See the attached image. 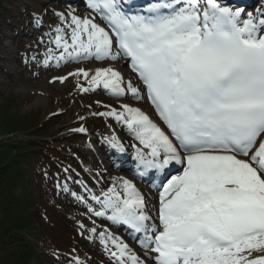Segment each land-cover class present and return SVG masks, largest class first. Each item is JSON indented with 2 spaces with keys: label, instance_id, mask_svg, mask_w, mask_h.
Returning <instances> with one entry per match:
<instances>
[{
  "label": "snow or ice",
  "instance_id": "snow-or-ice-1",
  "mask_svg": "<svg viewBox=\"0 0 264 264\" xmlns=\"http://www.w3.org/2000/svg\"><path fill=\"white\" fill-rule=\"evenodd\" d=\"M86 7L106 27L71 8L56 12L64 24L54 29L60 52L49 48L44 65L127 60L166 126L127 103L94 113L126 125L139 142L132 145L138 166L163 180L158 224L124 178L103 199L93 195L101 210L88 212L144 233L141 247L155 264H264V13L221 0H152L135 12L132 0H86ZM68 76L87 81V88L78 85L83 92L102 87L117 99L143 98L113 64ZM110 142L125 151L115 135ZM99 238L106 250L114 246L115 264H146L110 232Z\"/></svg>",
  "mask_w": 264,
  "mask_h": 264
},
{
  "label": "rangeland",
  "instance_id": "rangeland-1",
  "mask_svg": "<svg viewBox=\"0 0 264 264\" xmlns=\"http://www.w3.org/2000/svg\"><path fill=\"white\" fill-rule=\"evenodd\" d=\"M45 1L50 2L51 0ZM261 1L256 0L254 5H259ZM15 5V0H0V101H10L11 106L15 107L12 110L13 113L18 112L22 116L33 117L37 121L38 126L49 120L48 118L52 114H55L56 117L53 118V121H56L57 124L51 123L52 126L48 127L51 129L55 125L53 130L50 131L51 134H59L61 137L75 135L70 140L75 141L74 145L80 152L79 156L74 160L76 165L74 163L73 165H67V169H62L56 178L52 180L51 192L50 188L45 190L48 186L45 185V191L40 194L44 201H46L44 206L47 207V211L45 212L58 225V227L53 228L54 233L52 236L55 235L57 238H62L66 244H70L71 240L74 241L72 233L74 234L77 231V227L83 238L81 243L85 246V249L82 251L84 257L76 256L70 258L65 255L68 254L67 252H59L60 259L53 254L56 250L51 249V247L49 248L47 245L36 244L34 237L29 239L33 241V245L41 256L42 263L34 261L32 264H76V258L79 259L81 264H115L114 258L110 256V252L115 250L114 246L109 242L106 250L105 245L101 243L99 238V233L105 231L100 226L99 220L101 219L105 222L104 218L106 217H96L88 212V208L92 207L95 210H101V206L92 199V196L95 195L103 199V193L112 187L116 181L112 176L113 173H122L121 163L116 162L115 166H112L108 162V155L102 152V149L104 151L107 149V152L110 149H116L112 146L110 138L115 135L124 145V152L116 149L120 156H124L126 153L130 157H133L135 149L132 145L136 144L139 146V142L134 139L128 127L118 122L114 117L94 115V113L108 112L111 108L120 110L121 104L124 103L133 107H140L143 102H140L139 99L131 98L130 94L128 98H114L102 87L97 88L95 91H81L78 85L87 88L89 87L87 81L83 77L68 76L69 72H74L76 69L81 68V65H75L71 68V63L65 65L64 62H61L63 66L57 67L55 65L56 61L53 59L45 66L44 60L48 55L49 48L53 49L55 55H58L60 52L54 44L56 33L51 36L47 33L46 41L38 43L24 42V46L19 45V42L21 43L22 39H25L20 35L14 40L16 41V47L11 46L12 40L1 39L2 32L7 31V28H4L5 23L12 20L11 13L15 9ZM35 7L38 10L43 9L37 3H35ZM57 9H51L52 15L47 16L49 21H54V29L58 26L64 27V24L55 15L56 12L63 13L64 11ZM98 15L96 14V16ZM16 19L24 26L33 24L31 15L29 16L25 12L22 13L20 11L16 13ZM34 23L38 25V20H35V18ZM33 29L31 26L29 27L31 33L34 32ZM50 41L52 42L50 43ZM34 44L36 48H34ZM3 46L12 48L14 56L21 55L23 67L16 61H12L15 69L13 72L9 70L11 66L13 67L11 63L3 66L1 62V48ZM72 63L80 64L76 62ZM58 75L68 76V78L61 83L59 80L54 79ZM128 80L132 81V78L127 77L125 81ZM80 127H84L86 132L81 133L76 131ZM16 133H20L19 135L23 139L25 137L29 139L32 136L26 132ZM12 134H10V137L13 138ZM1 137L3 136H0L1 143L6 139L10 143H20L15 142V140L9 137L6 139ZM130 171L135 172V170ZM128 173L127 175L131 174L130 172ZM33 179L35 180L36 177ZM31 186L36 191L37 184L34 183ZM117 188L118 190L120 189L119 184H117ZM40 191H42L41 186ZM21 192L22 186L14 191L15 194H20ZM77 197H82L83 199H77ZM154 208L157 209L156 202L148 208L149 216L152 215ZM33 213L38 214L35 210H33ZM110 214L109 212L108 215ZM81 224L84 225L83 228L80 227ZM44 228L50 231L49 228ZM92 228H96L95 234L90 232ZM129 231L134 232L135 230L130 227ZM126 236L129 237V234ZM144 238L142 235L141 241ZM128 240L134 243L130 237ZM45 243L49 244L50 242ZM66 258L70 260L67 261ZM147 259L150 258L147 257ZM150 262L152 263V260Z\"/></svg>",
  "mask_w": 264,
  "mask_h": 264
},
{
  "label": "trees",
  "instance_id": "trees-1",
  "mask_svg": "<svg viewBox=\"0 0 264 264\" xmlns=\"http://www.w3.org/2000/svg\"><path fill=\"white\" fill-rule=\"evenodd\" d=\"M0 109V136L6 137L16 132L32 135L20 143L0 142V264L42 263L33 241L29 239L34 237L36 244L47 245L55 252L74 254L83 251L85 246L78 231L72 233L74 241L71 240L70 244L52 236L53 228L58 225L45 212L46 201L40 194L48 189L47 186L44 190L48 184L43 178L52 179L61 171L65 160L77 156L75 141L70 140L74 136L68 138L51 134L50 131L57 124L53 121L55 117L38 126L33 117L13 113L15 107L11 106L10 101H0ZM51 123L55 125L50 129ZM34 183L37 184L36 191L31 186ZM21 186L22 192L15 194L14 191ZM33 210L38 214H34Z\"/></svg>",
  "mask_w": 264,
  "mask_h": 264
},
{
  "label": "bare ground",
  "instance_id": "bare-ground-1",
  "mask_svg": "<svg viewBox=\"0 0 264 264\" xmlns=\"http://www.w3.org/2000/svg\"><path fill=\"white\" fill-rule=\"evenodd\" d=\"M143 1H147V0H143ZM256 0H246V2H248L249 4H251L250 6L254 5V2ZM16 5H15V9L12 11L11 16H12V20L10 22H6L4 25V28H7V31L2 32L1 35V39H8V40H12V44L11 46L16 47V40L18 38V36L21 35V37L25 38L22 39L21 43L19 42V45H23L24 46V42L28 43V42H34V43H38V42H42V41H46L45 38L47 37V33L49 34V36L55 34L54 31V21H49L47 16L52 15V13L50 12L51 9L53 8H58L62 9L64 12L63 13H67L69 11V9L71 8L72 10H74V14L81 16V18L88 16V17H95V22L99 23L101 26L102 25V20L100 19L99 16H96V13H93L92 10L88 9L86 7V0H51L50 2H47L45 0H15ZM35 3L41 5L43 7L42 10H38L35 7ZM255 10H257V13H255V15H260L261 13H263L262 11L264 10V0H262L259 5L255 6ZM22 13H27L29 16L31 15L32 18V22L33 24H28L27 26L22 25L17 19H16V13L19 12ZM22 16V15H21ZM34 18L35 20H38V25H35L34 23ZM57 18V16H56ZM23 19V16H22ZM34 25V26H33ZM3 26V25H2ZM34 28V32L31 33L29 31V27ZM56 26H58V24H56ZM3 30V27H2ZM21 32H23L22 34H20ZM39 45V44H38ZM22 46V49H23ZM34 48H36V45H33ZM1 62L3 63V66L11 63L13 65V62H19L21 64V66L23 67V64L21 62V55H16L14 56V51L12 48L10 47H6L3 46L1 48ZM13 61V62H12ZM80 64H70V67H74L75 65H81V67L85 68L86 70H89L90 75L92 74V70L96 67H107L109 66V64H113L117 67V69L121 72L122 76L124 77V79H127V76H131L133 77V75L131 74L129 68H128V61L127 60H122L120 62H104V61H94V60H85V61H80ZM73 64V65H72ZM56 65V64H55ZM63 65L61 64L60 67H62ZM7 67V66H6ZM9 70H11L12 72L15 71L14 69V65L13 67L11 66L9 68ZM17 73V72H16ZM58 77H60L58 75ZM136 83H138L137 87H139L141 89V93H142V97H143V89L139 83V81L137 80L136 77ZM140 101H143L142 99H139ZM138 107V106H136ZM139 108H141V110H143L146 114H148L150 116L151 119H153L154 122H158V119L155 115L154 110L149 107L146 106L145 104L141 105ZM122 124V122H121ZM161 128H163L161 126ZM102 152H105L106 155H108V162H110V164L112 166H115L116 162H120V166H121V174H115L113 173V177L114 179H118V178H124V179H128L131 180L135 185L136 188L144 195L145 200L147 202L148 207H151L156 201H159V194L152 190L151 188H145L142 184L147 183H153L155 180L158 181V178L155 177L154 175L150 176L149 173H145V169H143V167L138 166V162L135 159V156L133 155V157H130L129 155H127L126 153L124 154V156H120L118 154V152L116 151V149H110L109 152L104 151V149H102ZM114 156V157H113ZM139 169V171H137V173H141V174H136V172L134 171H130V170H136ZM128 172H130V175ZM150 176V177H149ZM155 181V182H156ZM156 184H158V186L161 184H159V182H156ZM152 218L155 221L156 220V216H157V212L154 209L153 213H152ZM105 222L103 220H99V224L100 226L107 232H110L111 234H113L116 237H119L124 243L128 244L129 248L131 249L132 252H134L135 254H137L139 256V258L141 260H145L146 264H155L153 259H147V256H145V251L144 249L141 247V245L139 243H135L133 244L130 240H128V236H126L127 234H129V236L132 234L134 237L133 239H139L140 240V236L138 233H134L129 231L130 230V226L125 225L123 223H113L112 221L107 220L106 218H104ZM131 242V243H130ZM150 255H154V254H150ZM150 260H152V263L150 262Z\"/></svg>",
  "mask_w": 264,
  "mask_h": 264
}]
</instances>
